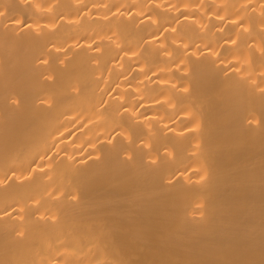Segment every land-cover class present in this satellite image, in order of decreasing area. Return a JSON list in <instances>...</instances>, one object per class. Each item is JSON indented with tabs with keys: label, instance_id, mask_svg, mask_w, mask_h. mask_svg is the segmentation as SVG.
I'll use <instances>...</instances> for the list:
<instances>
[{
	"label": "bare ground",
	"instance_id": "bare-ground-1",
	"mask_svg": "<svg viewBox=\"0 0 264 264\" xmlns=\"http://www.w3.org/2000/svg\"><path fill=\"white\" fill-rule=\"evenodd\" d=\"M0 264H264V0H0Z\"/></svg>",
	"mask_w": 264,
	"mask_h": 264
}]
</instances>
